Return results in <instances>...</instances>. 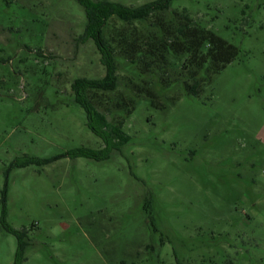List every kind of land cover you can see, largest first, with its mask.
<instances>
[{"label": "rangeland", "instance_id": "obj_1", "mask_svg": "<svg viewBox=\"0 0 264 264\" xmlns=\"http://www.w3.org/2000/svg\"><path fill=\"white\" fill-rule=\"evenodd\" d=\"M86 22L79 0H0V264L4 197L23 264H264V0L112 16L119 84L89 97L129 139L105 159L68 155L106 146L72 89L106 72Z\"/></svg>", "mask_w": 264, "mask_h": 264}, {"label": "trees", "instance_id": "obj_2", "mask_svg": "<svg viewBox=\"0 0 264 264\" xmlns=\"http://www.w3.org/2000/svg\"><path fill=\"white\" fill-rule=\"evenodd\" d=\"M173 0H153L151 2L139 5L129 6L117 1L111 0H79V3L84 7L87 17L85 33L82 42H86L92 39L100 53V60L105 67V74L100 78H87L79 77L72 83V89L74 91L75 100L85 109L87 113V125L88 127L99 137L103 139L106 146L103 149H90V148H78L68 153L72 157L85 156L96 159L108 158L111 151L117 146V144H123L128 141L129 136L126 135L122 129V123L116 124L112 122L107 113L100 110L89 97V90L101 89L103 91H113L119 84L118 62H117V49L114 45L105 38L103 30L109 19L116 15L121 20L132 23L135 20H147L153 14L159 11H166L170 8ZM187 23H181L177 27V32L185 36L190 43L192 39L193 21L189 17H185ZM183 31H185L183 33ZM187 43V44H188ZM215 53V51H214ZM193 59V58H191ZM198 61V59H194ZM210 61V55L204 61L203 66L208 65ZM200 79V78H199ZM197 79L193 81L187 90L189 93L197 94L200 89V81ZM115 138L119 140L117 143ZM53 157L51 159L41 158H29L23 164L24 166L32 163L39 162L45 163L51 160L57 159ZM6 192V191H5ZM4 207L1 216V222L5 229L10 233H13L18 239V247L16 250L15 261L13 264H23L25 256L26 242L24 240L25 231L19 230L11 226L7 221V208L6 199L3 198Z\"/></svg>", "mask_w": 264, "mask_h": 264}]
</instances>
